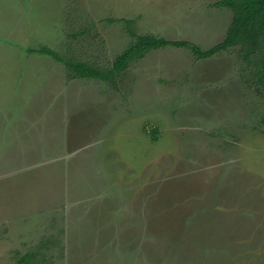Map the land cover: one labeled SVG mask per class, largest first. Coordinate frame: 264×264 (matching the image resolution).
Segmentation results:
<instances>
[{
    "label": "rangeland",
    "instance_id": "rangeland-1",
    "mask_svg": "<svg viewBox=\"0 0 264 264\" xmlns=\"http://www.w3.org/2000/svg\"><path fill=\"white\" fill-rule=\"evenodd\" d=\"M217 1L0 0V264L46 237L47 264H264V98L239 47L150 51L117 90L29 53L107 66L127 20L207 50Z\"/></svg>",
    "mask_w": 264,
    "mask_h": 264
},
{
    "label": "trees",
    "instance_id": "trees-1",
    "mask_svg": "<svg viewBox=\"0 0 264 264\" xmlns=\"http://www.w3.org/2000/svg\"><path fill=\"white\" fill-rule=\"evenodd\" d=\"M214 7L229 10L232 17L224 39L207 50L184 40L171 41L153 35H138L130 29L131 20H127V30L132 40L107 66L60 57L47 47H40L39 50L30 49L29 53L38 52L54 58L64 66L68 80L98 81L117 90L120 78L131 63L143 59L150 51L165 47L185 48L191 52L194 61L197 62L230 48L239 47L242 82L246 86H254L258 89V95L264 98V0H218L214 3ZM107 21L112 22V20ZM48 247L49 241L42 239L34 249L20 256L17 255L14 263L47 264Z\"/></svg>",
    "mask_w": 264,
    "mask_h": 264
},
{
    "label": "crops",
    "instance_id": "crops-1",
    "mask_svg": "<svg viewBox=\"0 0 264 264\" xmlns=\"http://www.w3.org/2000/svg\"><path fill=\"white\" fill-rule=\"evenodd\" d=\"M149 54V53H148ZM146 57V56H145ZM144 59V58H143ZM142 60V59H141ZM134 63V62H133ZM132 64V63H131ZM1 144V143H0ZM19 159V158H18ZM43 239H45V240H47V241H50V239H51V237H49V238H43ZM42 240V239H41ZM35 248V247H34ZM34 248H31L30 250H32V249H34ZM29 251V250H28ZM46 251V250H45ZM27 252V251H26ZM25 252V253H26ZM46 254H47V252H46ZM48 255V254H47Z\"/></svg>",
    "mask_w": 264,
    "mask_h": 264
}]
</instances>
